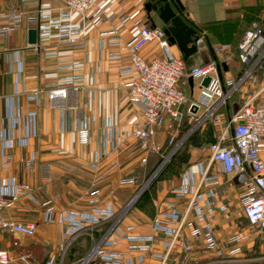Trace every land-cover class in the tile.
Here are the masks:
<instances>
[{"label":"built area","instance_id":"1","mask_svg":"<svg viewBox=\"0 0 264 264\" xmlns=\"http://www.w3.org/2000/svg\"><path fill=\"white\" fill-rule=\"evenodd\" d=\"M113 1L41 0L35 11L31 12L23 6L3 9L0 0V38L23 29L28 23H36L37 43L30 45L35 50H43L46 56H57L58 49L63 46H85L87 28L107 14ZM135 27L136 34L127 41L117 36H103L99 49L109 50L108 54L113 59L125 56L129 59L130 63L120 73L130 76L127 97L141 111L142 121L132 131L140 148L145 152L161 150L154 141L155 128L166 118L171 119L169 128L180 125L185 117L195 122L188 134L210 123L214 129V141L200 148L201 152L207 154V160L188 167L182 173L181 183L174 189L175 200L168 202L166 209L159 212L152 222L153 231L164 237L161 249L154 246L155 234L136 235L133 233L134 226L122 227L120 218H117L83 264H133L129 253L136 251L139 252L137 261L140 263L145 262L146 254H149L148 258L159 260V264H169L177 249L183 254L192 252L188 232L206 248L217 250L221 256L236 258L242 252L241 243L249 237V232H259L264 239V24L258 20L252 21L236 44L211 45L209 61L194 66H188L183 57L173 53L163 27L147 24L142 19L135 20ZM53 38L56 39L55 47L47 48L43 43ZM150 42H155L162 54L149 61L141 50ZM194 43L196 53L200 52L206 47L205 34L196 31ZM234 54L241 64L239 75H228V67L220 78L218 64L225 62L229 65ZM22 67L20 63L19 69L22 70ZM62 70H70L71 73L63 76L60 74ZM96 72V67L89 65L88 59L60 64L49 74L56 76L57 81L36 90L29 95V99L38 100L39 95L45 92L52 108L64 113L75 110L80 91L88 88V77H95ZM190 76L199 83L201 94L193 98L184 110L187 93L182 83L187 82ZM207 76L210 82L204 87L202 81ZM239 92H242L239 99H234ZM16 101L17 97L8 100L9 124L0 128V233L26 238L36 235L40 223L17 221L5 215V211L14 208L23 197L39 207L45 223L61 226L66 222L65 236L111 220L114 212L110 208L94 209L91 213L63 211L56 217L53 198L38 195L39 192L43 193L42 188H33L15 176H2V172L14 162L11 148L25 147L30 138L38 134L36 112L22 115ZM21 128L24 132L18 136L16 131ZM77 130L83 134L84 141H88L87 118L83 115L77 119ZM174 137L173 134L170 139ZM108 144L106 138L101 150L94 155V165L106 153ZM34 160V154L22 158L26 168H31ZM222 173L235 176L244 186L240 203L250 227L249 232H233L228 237V249L224 252L219 249L220 242L214 228ZM122 182L134 184L136 178L131 176ZM229 187L224 188L225 193L229 192ZM178 200L185 203L184 208L180 207ZM218 208L227 210L226 205ZM191 215L193 219L189 218ZM30 261L29 254L20 252L13 255L9 250L0 248V264H25ZM44 264H62V261L55 254H49Z\"/></svg>","mask_w":264,"mask_h":264},{"label":"crops","instance_id":"2","mask_svg":"<svg viewBox=\"0 0 264 264\" xmlns=\"http://www.w3.org/2000/svg\"><path fill=\"white\" fill-rule=\"evenodd\" d=\"M1 1L3 9L23 6L33 12L41 0ZM150 1L156 0H114L108 7L107 14L87 28L84 35L87 40L85 46L81 44L63 46L58 49L57 56H46L43 50H35L28 43V31L37 28L36 23H28L23 29L0 38V128L9 124L8 100L17 97L16 102L22 115L27 116L29 112H36L38 133L30 138L25 147L11 148L14 162L9 169L2 172V176H15L33 188H42L43 193L39 192L38 195L53 198L56 217L63 211L91 213L94 209L110 208L114 212V217L111 221L105 222L106 224L111 226L120 218V225L134 226L133 233L136 235L155 234L154 246L161 249L164 237L153 231L152 222L159 212L166 209L168 202L175 200L174 189L181 183L182 173L188 167L207 160V154L201 152L200 148L208 143L196 144L191 141L187 147L189 155L182 159L184 165L182 173L158 179L147 191L146 200L131 206L141 185L138 184V180L136 184L123 183L122 180L131 176L138 179V167L148 165L147 158L138 157V151L142 149L132 134L134 127L142 121V115L140 108L132 104L127 97V82L130 76L120 73V70L130 63L129 59L126 56L122 59H113L108 54L109 50L99 49L100 39L105 35L117 36L123 41L132 38L137 32L135 27L137 19L165 29L166 26L160 20L158 12L146 9L145 4ZM181 2L184 6L179 12L181 16L196 31L203 32L206 36V47L186 60L188 66L207 63L204 53L210 57L211 45L236 44L252 21L258 20L264 24V0H181ZM43 44L52 49L55 47L56 39L53 38ZM171 49L175 55L182 57L176 45H172ZM141 54L150 61L161 55L162 51L155 42H150L142 48ZM84 59H88V64L96 67L97 72L95 77H88V88L80 91L77 109L64 113L60 109L52 108L45 92L39 95L38 100L29 99V95L36 90L57 81L56 76L49 74L55 71L58 65ZM20 63L23 65L22 70L19 69ZM228 67V75L235 77L239 75L241 66L237 55L234 54ZM70 73V70L60 72L63 76ZM182 87L186 93L193 95V98L201 94L197 81L191 86L187 79V82L182 83ZM81 115L87 118L88 141H84L83 134L77 130V119ZM186 119L187 117L180 125L169 128L171 119L166 118L161 125L156 126L154 141L162 148L167 131L175 135L179 130L183 131L187 124L193 123ZM212 131L214 136V129ZM23 132L24 129L21 128L16 134L20 136ZM185 135L188 136V132ZM106 138L109 141L108 149L94 165V155L101 150ZM32 154L35 155V160L31 168H26L22 158H29ZM220 179L214 228L220 242L219 249L224 252L228 249L226 243L228 237L233 232H249L250 227L240 203V194L244 186L233 175L222 173ZM228 186L229 192L225 193L224 188ZM178 203L180 207H185L182 200H178ZM221 205H226L227 210H219L218 207ZM5 215L17 221L40 223L36 235L32 238L0 233V248L9 250L13 255H17L18 251L12 246V239L27 240L23 245L24 249L27 248L31 261L25 264H44L47 258L44 253H39V250L44 246L56 248L58 241L65 237L67 223L63 222L61 226L45 223L39 207L26 197L21 198L14 208L7 209ZM189 218L193 219V215ZM107 226L88 227H98L97 236L91 234L90 251L106 232ZM86 229L72 236L83 233ZM187 235L193 246L192 252L183 254L177 249L169 264H212L222 261L223 257L218 258L213 249L206 248L201 241L191 237L189 232ZM126 244L127 242L124 247ZM241 247L242 252L236 255L237 258L259 251L258 258L264 259V239L259 232L253 230L249 232V237L241 243ZM138 254L137 251L129 253L133 264H159V260L150 258L140 263L137 261Z\"/></svg>","mask_w":264,"mask_h":264},{"label":"rangeland","instance_id":"3","mask_svg":"<svg viewBox=\"0 0 264 264\" xmlns=\"http://www.w3.org/2000/svg\"><path fill=\"white\" fill-rule=\"evenodd\" d=\"M204 59L206 61L207 60L209 61L210 59L209 54L204 53ZM245 90L247 91V88H244V91ZM241 93L242 92L236 93L233 98L239 99V95ZM192 99H193V95L187 93V102L184 105V107L187 106V104ZM193 125L194 122L191 124H187L188 127H186L183 131L179 130L178 133L175 134L173 140L170 139L171 134L169 133V131H167L168 133L167 136L165 137V141L160 150L161 152L160 155L159 153L154 154L152 152H145L143 150L138 151V157L141 156L142 159L147 158L148 162L146 164L148 165L146 167H138V179L137 177L134 176L136 178V183L138 180V184L141 185V189L138 190V195L136 196L135 200L132 202L131 206L134 204H138L142 200H146L147 191L154 185V183L158 179L169 177V175L176 176L182 173V170L184 168V165L182 164V159L188 157L189 152L187 147L189 146V143L191 141L196 144H207L212 140L211 135H213V132L210 123L203 124L201 128L200 127L198 128L199 130H197V128L194 129L195 131L197 130V132L193 131L188 136H186L185 133L188 132ZM150 160L152 161L150 162ZM102 225L107 226L108 224L104 222L100 226ZM109 227L110 226L108 225L107 228ZM97 232H98V227L87 228L86 230L83 231V233L77 234L72 237L70 235H66L64 239L62 240L60 239L58 241L59 243L57 244L56 248L44 246V248H41L39 250V253L42 254L44 253L46 258H48L49 254H55V256L58 259H61L62 264H83V262L85 261L86 258H88V255L90 253L91 238H92L91 234L93 235L95 234L96 237ZM54 236H56V234ZM23 242L26 243L27 240L22 241L20 239H12V246L14 248H17L18 253L24 252L26 254H29L26 250L27 248L24 249ZM213 251L215 252L213 253L216 254L218 258L220 257L223 258L222 261L220 260V262L218 263L215 262L212 264H264V259L258 258L260 254L259 251L258 252L254 251V253L252 252L250 254L244 255L243 257H239V258L232 257L231 259L225 256H221L220 254L217 253V250H213ZM42 254L40 257L41 259L43 256ZM148 255L149 254H146L147 257L146 259H148ZM253 258L255 259L251 261Z\"/></svg>","mask_w":264,"mask_h":264},{"label":"water","instance_id":"4","mask_svg":"<svg viewBox=\"0 0 264 264\" xmlns=\"http://www.w3.org/2000/svg\"><path fill=\"white\" fill-rule=\"evenodd\" d=\"M145 7L148 11L154 10L158 12L160 20L165 27V33L169 37L172 45H176L182 54V57L187 60L190 56L197 52V47L194 43L196 37V30L190 26L179 13L184 9L181 0H156L155 2H147ZM28 43H37V30L31 28L28 31ZM218 75L223 76V71L228 70V65L221 62L217 66ZM189 84L192 86L194 79L192 76L188 78ZM210 77L203 79L202 85L208 86Z\"/></svg>","mask_w":264,"mask_h":264},{"label":"trees","instance_id":"5","mask_svg":"<svg viewBox=\"0 0 264 264\" xmlns=\"http://www.w3.org/2000/svg\"><path fill=\"white\" fill-rule=\"evenodd\" d=\"M211 126H212V125H211ZM187 127H188V126H187ZM212 129H213V127H212ZM197 130H199V129L197 128ZM197 130H196L195 132H197ZM195 132H194V133H195ZM212 132H213V131H212ZM211 136H212V140H211L209 143H211L212 141H214V136H213V135H211ZM209 143H208V144H209ZM152 153H154V154L159 153V155H160L161 152L159 151V152H152Z\"/></svg>","mask_w":264,"mask_h":264}]
</instances>
